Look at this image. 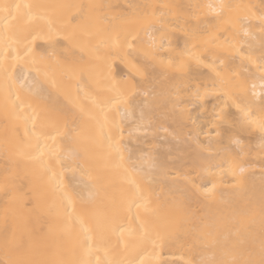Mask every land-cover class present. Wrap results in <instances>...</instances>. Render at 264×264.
Listing matches in <instances>:
<instances>
[{"label":"bare ground","instance_id":"6f19581e","mask_svg":"<svg viewBox=\"0 0 264 264\" xmlns=\"http://www.w3.org/2000/svg\"><path fill=\"white\" fill-rule=\"evenodd\" d=\"M0 264H264V0H0Z\"/></svg>","mask_w":264,"mask_h":264}]
</instances>
